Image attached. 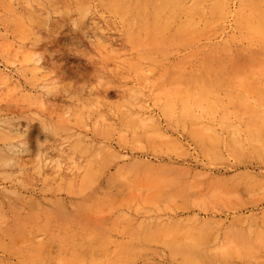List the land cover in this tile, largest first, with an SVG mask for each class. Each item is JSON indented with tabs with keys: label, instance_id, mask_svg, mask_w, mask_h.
I'll use <instances>...</instances> for the list:
<instances>
[{
	"label": "rangeland",
	"instance_id": "374dc122",
	"mask_svg": "<svg viewBox=\"0 0 264 264\" xmlns=\"http://www.w3.org/2000/svg\"><path fill=\"white\" fill-rule=\"evenodd\" d=\"M225 1L161 51L100 0H0V264H73L72 237L88 264H264V40ZM216 60L235 77L204 83Z\"/></svg>",
	"mask_w": 264,
	"mask_h": 264
},
{
	"label": "bare ground",
	"instance_id": "6f19581e",
	"mask_svg": "<svg viewBox=\"0 0 264 264\" xmlns=\"http://www.w3.org/2000/svg\"><path fill=\"white\" fill-rule=\"evenodd\" d=\"M205 1L195 0L189 6H186V0H100L99 3L119 21L120 29L127 42L135 45L142 40L151 41L159 50L164 51L193 37L197 15L204 22L220 21L228 11L225 0H211L207 12H204L200 8ZM244 6L247 12L239 15L238 22L242 31L246 35H253L264 40V0H245ZM203 13L207 16H201ZM180 15L184 16L183 21L179 20ZM96 35L103 40L100 34ZM262 72L264 76V69ZM203 75L204 83L216 81L218 78L235 77L229 67L217 60L214 63V70L205 72ZM182 108L186 114H189L184 101ZM73 145L78 147L75 143ZM81 245L82 241L75 237L61 242L62 252L70 254L73 264H88L85 258L89 257L84 254L85 250L81 248ZM168 249L172 257L177 260H182L184 256L195 251L194 248L179 246L174 248L170 246Z\"/></svg>",
	"mask_w": 264,
	"mask_h": 264
}]
</instances>
